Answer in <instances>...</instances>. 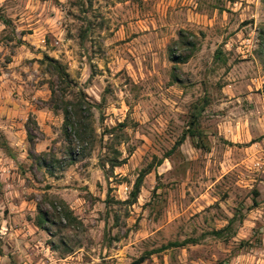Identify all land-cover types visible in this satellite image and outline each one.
Returning a JSON list of instances; mask_svg holds the SVG:
<instances>
[{"label": "rangeland", "instance_id": "374dc122", "mask_svg": "<svg viewBox=\"0 0 264 264\" xmlns=\"http://www.w3.org/2000/svg\"><path fill=\"white\" fill-rule=\"evenodd\" d=\"M0 15V264H264V0ZM79 93L81 141L62 114ZM192 115L208 151L174 147Z\"/></svg>", "mask_w": 264, "mask_h": 264}, {"label": "trees", "instance_id": "16d2710c", "mask_svg": "<svg viewBox=\"0 0 264 264\" xmlns=\"http://www.w3.org/2000/svg\"><path fill=\"white\" fill-rule=\"evenodd\" d=\"M0 22H2L4 25L9 24V21L4 16L1 15H0ZM261 40H262V46L264 47V31H262L261 33ZM45 59L48 58L45 57ZM48 61L53 64L52 67L56 72L57 79L69 84L67 74L63 72L60 65L52 59H48ZM53 96H54V88L51 87V100H50L51 103L53 102ZM83 108H85V112H89L90 108H94V107L86 102V98L82 93H79L77 103L73 104L70 107H67L65 105V107L62 109L65 129L68 125H71V128H73L72 130L73 134H75L77 138L76 140L79 141H81L82 138L86 136L85 129L83 126H81L82 118L80 115L83 113L82 112ZM186 137L190 139L193 148L202 151L209 150V148L205 144V141L207 139L204 133L201 131L200 124L194 115L191 116V120L188 122L186 131L183 133L182 137L179 138V140L174 144V147L180 146ZM142 177L143 176L140 175L137 178L136 182L134 183L133 190L129 196L130 198L129 202H131V204L135 202L139 194V189L142 184ZM147 256L148 255H143L138 259H136L135 261H133L131 264H142L147 259Z\"/></svg>", "mask_w": 264, "mask_h": 264}, {"label": "crops", "instance_id": "0c3cea01", "mask_svg": "<svg viewBox=\"0 0 264 264\" xmlns=\"http://www.w3.org/2000/svg\"><path fill=\"white\" fill-rule=\"evenodd\" d=\"M0 79H2V77H0ZM21 109H24L22 106H20ZM26 110V109H25ZM16 111H19L17 106H14L12 109H9V113H15ZM38 111H36L37 113Z\"/></svg>", "mask_w": 264, "mask_h": 264}]
</instances>
